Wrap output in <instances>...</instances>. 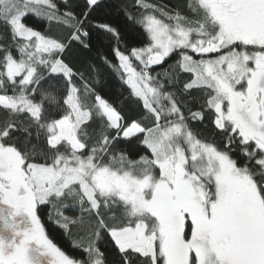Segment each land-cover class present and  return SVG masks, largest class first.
I'll list each match as a JSON object with an SVG mask.
<instances>
[{"label":"snow or ice","instance_id":"snow-or-ice-1","mask_svg":"<svg viewBox=\"0 0 264 264\" xmlns=\"http://www.w3.org/2000/svg\"><path fill=\"white\" fill-rule=\"evenodd\" d=\"M0 264H264V0H0Z\"/></svg>","mask_w":264,"mask_h":264},{"label":"trees","instance_id":"trees-1","mask_svg":"<svg viewBox=\"0 0 264 264\" xmlns=\"http://www.w3.org/2000/svg\"><path fill=\"white\" fill-rule=\"evenodd\" d=\"M132 2L133 0H114L115 4L131 5ZM161 2L171 5L175 3V0H161ZM107 18H109L110 22H112L114 26L123 30L125 43L129 47H140L147 43L148 37L143 27L140 25L132 26L122 11L109 10L107 13ZM32 24L33 26L37 27V30H45V28H47L46 24L42 25L40 21L35 19L32 21ZM52 31L53 33L58 32L59 27L55 24L52 25ZM91 44V51L81 52V56L93 58L97 60V62H99V56L100 54H103L104 56H107L109 60L115 62L110 52V49L114 46L113 41L105 33L94 31L91 37ZM175 59L176 57L172 56L166 61L164 67L172 64ZM156 67L157 70H159V66ZM103 72L104 78L108 81L110 95L113 98L114 102L119 103L123 101L121 106L126 113H128L129 115L138 114L139 109L136 106L135 102L132 100H124V97L128 96L127 86L122 85V82L119 81L117 75L113 73L109 68L104 67ZM121 93L123 94V96L121 95ZM197 127H199V125H197ZM211 127L212 126L208 124L205 131L210 133ZM46 227L49 228L50 238H52L54 242L57 243V245L61 247V249L68 255L74 258H80L83 256L82 250L77 248L73 244V238L65 234L62 229L57 228L54 224L51 223V221H48L46 223ZM102 247L107 248V254L110 258L115 257L116 252L110 242H108L106 245H102Z\"/></svg>","mask_w":264,"mask_h":264}]
</instances>
